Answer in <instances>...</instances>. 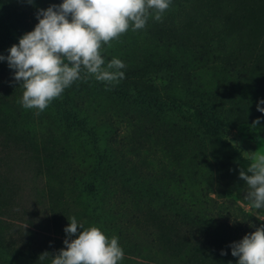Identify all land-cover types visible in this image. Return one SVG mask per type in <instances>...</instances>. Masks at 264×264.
<instances>
[{
    "label": "rangeland",
    "instance_id": "obj_1",
    "mask_svg": "<svg viewBox=\"0 0 264 264\" xmlns=\"http://www.w3.org/2000/svg\"><path fill=\"white\" fill-rule=\"evenodd\" d=\"M62 2L0 0V55ZM101 54L124 62V78L78 80L39 116L0 61V264H51L72 216L118 236L120 264H238L214 200L264 225L239 176L264 150V0H172L162 21ZM168 98L204 110L215 130Z\"/></svg>",
    "mask_w": 264,
    "mask_h": 264
},
{
    "label": "clouds",
    "instance_id": "obj_2",
    "mask_svg": "<svg viewBox=\"0 0 264 264\" xmlns=\"http://www.w3.org/2000/svg\"><path fill=\"white\" fill-rule=\"evenodd\" d=\"M31 3L32 0H29ZM172 0H63L39 9L38 24L0 55L14 69V79L24 89L18 101L24 109H36L39 116L65 89L78 80L94 77L106 85H116L125 76L126 65L119 58L107 64L101 54L104 45L119 40L130 29H144L149 18L162 21ZM110 90V89H109ZM264 112V99L257 104ZM260 118L253 122V127ZM249 164L240 169L245 181L249 210L264 209V150L250 152ZM65 247L51 264H120L124 249L118 236L111 238L101 226L85 227L75 216L68 217ZM75 237V238H73ZM238 264H264V225L231 245ZM222 255L227 252L222 250Z\"/></svg>",
    "mask_w": 264,
    "mask_h": 264
},
{
    "label": "trees",
    "instance_id": "obj_3",
    "mask_svg": "<svg viewBox=\"0 0 264 264\" xmlns=\"http://www.w3.org/2000/svg\"><path fill=\"white\" fill-rule=\"evenodd\" d=\"M137 76V75H134ZM120 92L124 95L129 94L128 88L123 84L119 87ZM139 95V93H136ZM169 104L168 106L172 109L180 110L182 104L188 105L191 107L193 111L188 114L187 118L192 119L193 122L197 124H201L202 126L206 127L207 129L215 130V124L209 119L206 112L201 110L199 107H196L192 102H185L181 103L178 102L175 98H168ZM186 105V106H187ZM215 204L217 205L218 212H220V216L224 214L229 219V230L234 232V238L236 240H242L246 234L254 232L258 227H254L253 218L248 213L244 212L240 206L236 204L235 201L231 200L230 198H223L222 200H214ZM223 216V217H224ZM209 236V234H206ZM233 235V233H232ZM239 259V258H238Z\"/></svg>",
    "mask_w": 264,
    "mask_h": 264
}]
</instances>
